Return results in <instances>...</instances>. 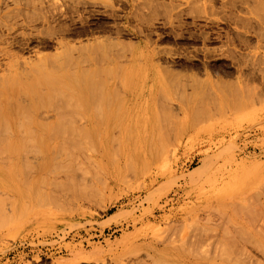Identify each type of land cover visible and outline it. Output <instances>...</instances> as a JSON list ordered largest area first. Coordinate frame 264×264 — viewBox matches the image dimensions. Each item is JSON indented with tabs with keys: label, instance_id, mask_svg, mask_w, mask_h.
Returning <instances> with one entry per match:
<instances>
[{
	"label": "rangeland",
	"instance_id": "1",
	"mask_svg": "<svg viewBox=\"0 0 264 264\" xmlns=\"http://www.w3.org/2000/svg\"><path fill=\"white\" fill-rule=\"evenodd\" d=\"M1 3L36 35L24 62L58 61L69 42L70 81L60 101L42 63L32 84L45 90L23 81L36 99L24 79L13 91V67L0 76L12 89L0 86V119L16 115L0 134V264H225L239 238L251 250L242 228L264 226V0ZM20 99L38 104L32 122ZM42 113L55 119L44 134Z\"/></svg>",
	"mask_w": 264,
	"mask_h": 264
},
{
	"label": "bare ground",
	"instance_id": "2",
	"mask_svg": "<svg viewBox=\"0 0 264 264\" xmlns=\"http://www.w3.org/2000/svg\"><path fill=\"white\" fill-rule=\"evenodd\" d=\"M2 2V0H0V71H2V75H0L1 76V78H2V76L4 77V76H6L7 75V73L9 74V72L13 69L14 71L16 70V69H14V67L15 68H17V70H21V73L19 72V71H15V74L13 73H11L10 75H9V77H4V78H8V80H11L10 82H12V81H14V78L15 77H17V78H15V82L18 84L22 79H24V80H22L21 82H22V84H21V82L19 83V86H23V83H26L28 80H30L29 82H27L26 84H24V86L23 87H21L22 89L24 88V89H26V91H24V89H23V92H24V95L26 94V95H28L29 93H27L29 90H30V88H32V90L33 89H35L36 88V90H38V88H43V86L45 87V83L43 84L42 82V87H39L37 84H36V86L34 85L35 83H36V80L38 81L37 83L39 84V81H40V78L41 79H44L43 80V82H45V79L46 78H48L49 80H50V82L51 83H49L48 82V79H47V83H46V88H48L49 90H50V93L49 94H53V95H55V98L57 99V97H58V99H60V101H63L64 99H67L69 96H68V94L67 93H65V92H67V90H69V83H68V79H69V75H70V73H69V71H70V69H69V65L70 64H68L69 63V55H70V52H69V48H70V44H69V42L65 39V38H62L61 39V41L59 42V44H58V46H59V48H60V53H59V56H57V57H59V60L57 61L56 60V58H52L51 60H50V58L51 57H48L49 58V60H50V62H48V63H45L46 62V60L44 61V58L42 59V57H40L41 58V60L40 61H38V59L37 60H34V61H31V60H28L27 58V61L28 62H24V57H23V55L24 54H22V53H24V52H28V53H31V51H32V49H31V42H32V40H33V38H36V35H34V33H31V32H33V29H35L34 31H36V33L39 31L38 29H37V27L36 26H34V27H36V28H34L33 26H31L32 24H33V22H30L29 23V25L27 26V24H24L25 26H26V28H29V30L31 31H28V32H30L31 33V36H29V37H27L25 34H22L21 35V31H18L20 28H22V25H19V23L16 21V18H15V15H16V13H17V15L18 14H20L21 12H22V10H20V9H18L19 11L18 12H16V10H12V9H10V6H9V3H1ZM16 6H20V4H18V3H16L15 4ZM27 7L28 8H30V6L29 5H27ZM32 9H35V7L33 6L32 7ZM32 27V28H31ZM38 30V31H37ZM18 32L20 33V38H19V34H18ZM25 33V32H24ZM109 43V42H108ZM112 44V43H111ZM84 49V48H83ZM16 50H18V51H16ZM36 55V54H35ZM40 55L38 54V56H35L36 58L37 57H39ZM35 57H34V59H35ZM23 58V59H22ZM25 59V60H26ZM30 59V58H29ZM46 59V58H45ZM33 60V59H32ZM49 60H47V61H49ZM38 61V62H37ZM43 61H44V63H43ZM37 63H42V64H40L41 66L43 65V68H44V70L41 72L42 74H43V76L45 75L46 76V78L44 77V78H42L43 76H42V74L40 75L39 74V70H38V68L39 69H41V67H39L40 65H38ZM13 67V68H12ZM12 68V69H11ZM6 69H8V70H10V71H8V72H5L6 73V75H4L5 73H4V71H6ZM4 70V71H3ZM23 70V71H22ZM42 70V69H41ZM44 71H45V73H44ZM20 74H19V73ZM16 73H18V75L16 76ZM39 74V75H38ZM12 75V76H11ZM14 75V76H13ZM20 76V77H19ZM36 77V79L34 78L33 80H35V82L33 81V80H31L33 77ZM37 76H39V77H37ZM41 76V77H40ZM10 77H12V79H10ZM0 78V79H1ZM3 78V79H4ZM20 80H19V79ZM25 78H28L27 79V81H26V79ZM3 79H1V80H3ZM16 79L18 80V82L16 81ZM4 81H7V79L6 80H4ZM23 81H26V82H23ZM33 81V82H32ZM69 81H70V79H69ZM15 82L13 83H9V81H7V83H9V84H11V86L12 85H14V86H16L15 85ZM2 81L0 82V86L2 85ZM6 83V82H5ZM6 83V84H7ZM32 83H34V84H32V85H34L33 87H31V84ZM48 83L51 85V86H48ZM67 83H68V87H67ZM7 85V88L5 89L3 86H4V84H3V86H1V88L3 87V89H4V91L6 90L7 91V89H8V86L10 87L9 89H11V86L10 85ZM21 84V85H20ZM30 87L29 89H28V86ZM27 86V87H26ZM48 86V87H47ZM66 86V87H65ZM5 87H6V85H5ZM13 87V86H12ZM17 88H19L18 86H16ZM16 87H13L12 89H13V91H15V90H17L18 92H19V90L16 88ZM35 87V88H34ZM50 87V88H49ZM1 88H0V90H1ZM68 88V89H67ZM11 89V90H12ZM20 89V88H19ZM22 89H21V91H22ZM44 90H45V88H43ZM47 89V91L49 92V90ZM11 90H9L10 92H11ZM28 90V91H27ZM32 90H30L31 91V93H32ZM35 90V91H36ZM40 90V89H39ZM43 90V91H44ZM2 91V90H1ZM20 91V95L21 96H23V93ZM40 92V93H44V92ZM61 92V94H62V96H61V94H60V97L62 98H60L59 97V93L58 92ZM9 92V93H10ZM26 92V93H25ZM34 92V91H33ZM48 92H46V95H48L49 96V94H47ZM57 92V93H56ZM69 92V91H68ZM2 93H4V92H2ZM1 92H0V101L2 102V105H4L3 104V102H4V100H6L7 99V97L9 98L10 96H8L9 94H5L6 95V97H5V99H4V95L2 94ZM8 93V92H7ZM13 93H15V92H13ZM30 93V94H31ZM39 93V92H38ZM37 92L36 93H32L33 94V96L35 97V99H36V96L39 98V94H38ZM55 93V94H54ZM1 94L3 95L2 97H3V99H1ZM16 94H17V92H16ZM29 94V95H30ZM31 94V95H32ZM37 94V95H36ZM58 94V96H56ZM67 94V96H65L64 97V95H66ZM19 95V96H20ZM31 95H30V97H31ZM44 96H45V94H43ZM44 96H41L40 95V99H38V102H37V100H36V102L39 104V101L41 102L40 104H42L43 105V103H42V101L44 100ZM48 96H47V98H48ZM50 96H52V95H50ZM49 96V97H50ZM264 96V95H263ZM18 97V96H17ZM29 97V96H28ZM46 97V96H45ZM67 97V98H66ZM11 98V97H10ZM21 98V97H20ZM25 98H26V96H25ZM54 97H52V99L51 98H48V99H50V101L47 99V103H48V101H49V104H50V102L53 100L54 101V99H55ZM64 98V99H63ZM27 100L28 99H30V98H26ZM57 99V100H58ZM10 100V99H9ZM22 100H24V98H22ZM22 100L20 99L19 100V103L17 102V104L19 105V106H21V103L20 102H22ZM33 100V99H32ZM11 101V100H10ZM9 101V102H10ZM30 101H31V99H30ZM1 102H0V104H1ZM8 102V103H9ZM35 101L33 100V103H34ZM45 102H46V100H45ZM25 103H27L26 104V106L28 107V106H30L31 108L33 107H35L36 105H38L37 103H36V105H32V104H29V101L27 102V101H25ZM31 103V102H30ZM52 103V102H51ZM65 103H66V100H65ZM10 104V103H9ZM17 104H16V106H17ZM35 104V103H34ZM56 104H58V103H56ZM60 104H62V107H63V103H60ZM23 106H21L22 108H24L23 110L24 111H22V109L19 107V106H17L18 108V110L19 111H21V114H19L18 113V115H17V118H18V116H19V118L21 117V121H23V118H24V116L25 117H28V118H25L26 120H27V122H32L31 120V117H33V116H27L28 114H25V115H23V113H29V112H31V108H27L26 106H25V104L23 103L22 104ZM52 105V104H51ZM66 105V104H65ZM64 105V106H65ZM1 106V105H0ZM44 106V105H43ZM50 106V105H49ZM49 106H48V108H49ZM53 106V105H52ZM25 107L28 109V111H27V109H25ZM45 107V106H44ZM51 107V106H50ZM67 107V106H66ZM9 108V107H8ZM33 108H32V110H33ZM36 108V107H35ZM53 108H54V106H53ZM2 110H3V107L1 108ZM6 109V108H5ZM21 109V110H20ZM29 109H30V111H29ZM46 109V108H45ZM52 109V108H51ZM59 109H61V108H59ZM62 109H64V107L62 108ZM1 110V111H2ZM9 110V109H8ZM15 110H16V108H15ZM47 112H48V114H49V111L48 110H46ZM45 111V112H46ZM65 111H68V112H66L65 113ZM64 111V114H69L70 112H69V110H65ZM11 112V111H10ZM45 112H43L45 115H47V112L45 113ZM52 112V111H51ZM50 112V113H51ZM53 112H54V109H53ZM3 113V112H2ZM2 113L0 112V114L2 115ZM6 113H9V112H6ZM33 113V115L35 114L36 115V113H34V111L32 112ZM32 113H31V115H32ZM38 113V112H37ZM42 113V114H43ZM56 112H54V114H55ZM60 113V112H59ZM63 113V112H62ZM39 114V113H38ZM42 114H40L41 115V117H43L44 119H38V124L37 123H34V125H36V126H34L35 127V131H37V130H41L42 131V133L45 131H43L42 129H40L41 127L42 128H44V127H48V124H50L51 126H52V123L51 122H53L54 120L52 119V121L49 123V121H50V116L51 115H48V117H50V118H48V117H45L44 116V114H43V116H42ZM57 114V113H56ZM63 114V117H68L67 118V121H65V119L66 118H63L62 116H61V114H59L60 116H56V117H61V122H63V123H68L69 121L68 120H70L69 119V117H70V114H69V116H67V115H64ZM22 115V116H21ZM39 115V116H40ZM53 115V114H52ZM7 116V115H6ZM10 116V115H9ZM16 116V115H15ZM15 116H12L11 115V117L13 118V117H15ZM2 117H4V116H1V118ZM11 117H7V118H11ZM23 117V118H22ZM30 117V118H29ZM36 117V116H35ZM5 119L6 121H3L4 119L2 118V119H0L1 121H0V134L1 135H3L2 134V132L4 133V135H5V133H7V131L6 132H4V129L6 130L7 128H8V130H9V132H10V130L11 129H13L14 130V128L16 127V124H11L10 125V123H8L7 121L9 120V119ZM16 118V119H17ZM19 118H18V120H19ZM38 118H40V117H38ZM47 120H46V119ZM55 118V117H54ZM14 119V118H13ZM12 119V120H13ZM25 119H24V122H22V123H26V121H25ZM30 119V120H29ZM37 119V118H36ZM35 119V121H37ZM63 119V120H62ZM11 120V119H10ZM44 121V124L42 123V124H40L41 122L40 121ZM58 120V119H57ZM15 121V120H14ZM21 121H20V123H21ZM65 121V122H64ZM3 122H6V123H4V124H2ZM16 122H17V120H16ZM61 122H55V125L56 124H58L57 126L59 127L60 125V127L58 128V129H60L61 127L62 128H64V126L66 125H69V124H62ZM9 125H8V124ZM14 123V122H13ZM18 123H19V121H18ZM17 123V124H18ZM21 123V124H22ZM46 124V125H45ZM60 124V125H59ZM3 125H4V127H3ZM25 125V126H24ZM28 125V123L27 124H23V126L26 128V126ZM32 125V124H31ZM41 127H40V126ZM54 125V126H55ZM62 125H64V126H62ZM8 126H10V127H8ZM20 124H18V129L20 128ZM50 126V127H51ZM57 126L56 127H54V129H56L57 128ZM2 127H3V130H2ZM28 127V129L27 130H31V129H29L30 127H33V126H30L29 127V125L27 126ZM33 127V128H34ZM50 127H48L47 129L46 128H44V129H46V130H50V129H53V128H50ZM53 127V126H52ZM68 127V126H67ZM25 128H23L22 130H24V133H25ZM50 128V129H49ZM61 128V129H62ZM66 128V127H65ZM64 128V129H65ZM21 130V128H20V131H22ZM2 131V132H1ZM16 131V130H15ZM32 131H34V129L33 130H31L30 132L31 133H33ZM12 132V131H11ZM17 132H18V130H17ZM29 132V133H30ZM39 132V131H38ZM46 133H47V131H45ZM22 133V132H21ZM30 133V134H31ZM13 134V133H12ZM44 134V133H43ZM33 135H34V133H33ZM32 135V136H33ZM42 135V134H41ZM30 136V135H29ZM244 207V210H245V206H243L242 205V207H241V210H243L242 208ZM233 208H235V207H233ZM237 209H240V208H237ZM240 210V211H241ZM243 210V211H244ZM238 212L237 213V215L236 216H239L242 212ZM243 214V213H242ZM240 217V216H239ZM245 217V216H244ZM237 218V217H236ZM236 218H235V220H236ZM241 218V217H240ZM238 220H239V218H237ZM264 219V218H263ZM234 220V221H235ZM241 220V219H240ZM244 220H246V222H247V220H249L248 218H244ZM237 221V220H236ZM242 221H243V217H242ZM230 222H232V221H230ZM240 222V221H239ZM249 223H252L251 221L250 222H248V224ZM255 223V222H254ZM233 224V223H232ZM237 224V223H236ZM236 224H233L234 225V229L236 230V231H234L233 230V228H232V230H231V232H233V237H242L243 235H242V233L243 234H245L244 236H246L247 234H248V236L247 237H249V239L250 238H252L253 240H254V244H252V241L250 240V243H251V245H250V243H249V241H246L247 242V244H248V246L250 247V246H252V247H250L251 248V250L250 251H248L247 250V248H246V250H242V249H244V245H243V243L241 244L240 242L242 241L243 242V240H240V238L239 239H237V240H239V243L242 245V249H240L238 246H241L239 243H236V244H238V245H236L237 247H238V250H237V247L236 246H234L233 244H232V238H231V244L234 246V250H233V252L232 253H230L229 255H231V256H229V259H227V261H225L226 263L225 264H259L260 263V260H259V257H263L264 258V226H262L261 228H259L258 227V225L256 224V225H252V229L251 228H249L248 230H245L246 232L248 231V233H244L243 232V228H242V226H243V224L241 225V227H240V224L238 225L237 224V226H238V231H237V227H235L236 226ZM250 225V224H249ZM248 225V226H249ZM254 226V227H253ZM245 227V226H244ZM241 228H242V233L240 234V232H241ZM228 229V228H227ZM229 231H230V229H229ZM228 230H226L225 229V233L226 232H229ZM240 231V232H239ZM231 232H229V234H231ZM219 233V232H218ZM217 233V234H218ZM225 233H224V235H225ZM235 233H238L237 235H239V236H236L235 235ZM228 234V235H229ZM216 234H214V236H215ZM223 235V236H224ZM227 235V233H226V237H223V238H225V239H223L224 241H226V243H224V241H221L220 240V238H216V236H215V240L216 241H218V244L220 245L221 243H224L225 245L227 244V243H229V239H228V236ZM218 236H219V234H218ZM220 236H221V234H220ZM230 237H231V235H230ZM246 237V239L247 240H249L248 238ZM214 238V237H213ZM244 238V237H243ZM235 239V240H236ZM220 242V243H219ZM215 243V242H214ZM246 244V243H245ZM247 244H246V246H247ZM225 245H223L222 244V246L224 247ZM229 244H227V246H228ZM24 246V245H23ZM216 246V245H215ZM227 246H225V247H227ZM229 247V246H228ZM25 248V247H24ZM216 248H219L218 246H216ZM249 248V249H250ZM216 250V254H215V252H214V254L216 255V257H218L217 256V253H218V251L217 250H219V249H215ZM240 250V251H239ZM242 250V251H241ZM236 251H239L238 253L239 254H237V256L238 255H241L242 257H240L239 259H243V260H239V259H235L234 257H236V254H234L233 255V253H235ZM245 251V252H244ZM230 252H231V250H230ZM214 255V256H215ZM216 259V258H215ZM218 259H219V257H218ZM219 261H221V259H219ZM217 262V261H216ZM218 264V263H217Z\"/></svg>",
	"mask_w": 264,
	"mask_h": 264
},
{
	"label": "built area",
	"instance_id": "3",
	"mask_svg": "<svg viewBox=\"0 0 264 264\" xmlns=\"http://www.w3.org/2000/svg\"><path fill=\"white\" fill-rule=\"evenodd\" d=\"M24 246H27L28 247V245L25 243V244H23Z\"/></svg>",
	"mask_w": 264,
	"mask_h": 264
}]
</instances>
